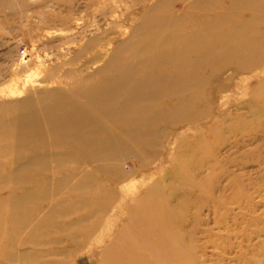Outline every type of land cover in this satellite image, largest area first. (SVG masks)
Wrapping results in <instances>:
<instances>
[{
  "label": "rangeland",
  "instance_id": "374dc122",
  "mask_svg": "<svg viewBox=\"0 0 264 264\" xmlns=\"http://www.w3.org/2000/svg\"><path fill=\"white\" fill-rule=\"evenodd\" d=\"M144 57L157 99L143 114L161 119L133 137L106 118L134 138L110 174L82 147L105 128L79 144L1 136L0 264H264V0H0V115L46 93L58 116Z\"/></svg>",
  "mask_w": 264,
  "mask_h": 264
},
{
  "label": "bare ground",
  "instance_id": "6f19581e",
  "mask_svg": "<svg viewBox=\"0 0 264 264\" xmlns=\"http://www.w3.org/2000/svg\"><path fill=\"white\" fill-rule=\"evenodd\" d=\"M191 41H195L197 43L200 39L193 37L191 38ZM137 48L139 47H136V49ZM199 50L201 52L205 51L202 47ZM172 55H175V53ZM182 59L186 62L188 57L186 58V55L183 54ZM167 64L170 75L181 68L177 65H171L170 63ZM185 64L186 63H184V65ZM152 68L153 66L151 62L146 57L137 61V63H134L133 65H130L129 63L120 64L118 68H116L115 73L113 71L108 78L101 82L100 86L96 90L89 94L87 103L63 104V108L58 116L55 114L52 116L50 111L53 110V108L55 109L58 103L62 102V99L59 98L60 94L56 95L58 97H56V100L52 102L48 101L50 100L48 97L52 96L50 94L39 93L38 96L36 95L37 97L28 94V97L18 102L19 104L16 106L9 105L6 107V110H9V115H0V138L4 133L6 136L11 137V139L17 138L16 145L15 142L13 144L14 147L21 144V142L18 141L20 138L21 140H25L22 136L29 138V146L41 142H45L47 144L55 142L56 139H53V136L57 137L59 142L70 141L72 143L79 144V141L81 140L80 137L91 138L93 129L105 128L103 129L104 132L102 133V137L100 139L101 146L98 139H96L95 145H92L87 141L82 147H86L87 151L90 152V155L84 153L82 154H84L87 159H90L92 156L93 159L99 160L101 170L104 173L110 174L111 171L116 168V159L123 158L129 151V146H133V137L138 133V129L146 126H150L155 129L159 125L161 119L159 114L153 113L148 117L143 114V112L147 109L148 104L150 102L155 104L157 99L155 89L157 84L155 85V73ZM169 77L170 76H168V78H163L161 76L159 80L157 79V81H162L171 89L173 84L169 82ZM192 88L193 87L189 85L182 87L183 90L187 91H190ZM177 90L179 91V89ZM40 104H43L45 108H41L42 105ZM192 105L193 102H190L184 109L188 110L192 107ZM99 110L104 111V114L100 117L99 113H97ZM139 113H141V116H139ZM113 114L122 115L123 118H125L124 129H127L129 131V135H132L133 137H130L126 133L112 132L110 127L104 124L106 118L111 117ZM44 125H46L45 128H43ZM64 126L67 131L65 134L62 132L64 130ZM80 133H82V135ZM139 135H141V133ZM141 136L142 139L145 140L146 145L151 147L153 146L154 141L160 137V134L159 132L149 131ZM37 159L38 158L31 159L24 166L22 165L21 167H18L14 176H11L10 179H12L16 185L21 183L20 176H23L22 179L25 178V180L28 178L31 182L32 178L30 176L28 177L26 173H28L30 169H37V167L40 166L39 160ZM161 188V186L155 185L151 189L148 196V200L151 198V201H149L146 205L148 211L150 210L151 212L155 206L153 204V200L155 198L153 194H156V192L160 193ZM146 198L147 197L139 201L140 203H137L138 206L146 204L148 202V200H145ZM16 204L20 205L21 202L19 201ZM13 207L16 210V207ZM135 216L141 217L140 212L131 213V219ZM14 224L15 228L12 232L17 234L22 228V222L17 220ZM133 225L137 230L140 229L139 226L135 224ZM148 230L151 232V228H148Z\"/></svg>",
  "mask_w": 264,
  "mask_h": 264
}]
</instances>
